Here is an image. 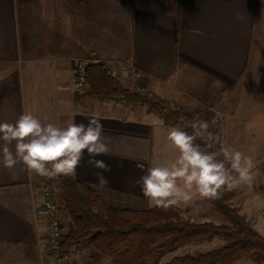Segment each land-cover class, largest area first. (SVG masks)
<instances>
[{"label":"crops","instance_id":"obj_1","mask_svg":"<svg viewBox=\"0 0 264 264\" xmlns=\"http://www.w3.org/2000/svg\"><path fill=\"white\" fill-rule=\"evenodd\" d=\"M79 63L118 71L124 87L138 84L188 115L207 114L220 143L264 167V0H0V122L24 112L61 126L99 118L111 154L96 158L111 165L109 184L93 186L99 170L87 154L75 179L114 209L156 208L137 185L144 173L136 163L176 157L172 126L146 107L78 100ZM59 177L50 180L67 234L74 224ZM44 182L23 164L0 162V264H112L77 243L50 252Z\"/></svg>","mask_w":264,"mask_h":264},{"label":"trees","instance_id":"obj_2","mask_svg":"<svg viewBox=\"0 0 264 264\" xmlns=\"http://www.w3.org/2000/svg\"><path fill=\"white\" fill-rule=\"evenodd\" d=\"M82 72V94L77 95L78 100L87 98L116 101L124 106L144 105L162 117L166 125L180 126V112L168 111L167 101L123 87L102 64H85ZM195 142L205 148L202 143ZM57 180L61 185L64 208L74 224V230L63 236L56 250L59 253L87 240L83 249L96 251L91 258L107 256L112 264H159L165 254L187 243L214 239L224 240L227 244L206 254L177 257L169 264H233L240 257L264 253V237L230 206L225 186L218 198L208 199L227 222V225H216L185 220L184 211L177 207L117 210L75 177L61 176Z\"/></svg>","mask_w":264,"mask_h":264},{"label":"clouds","instance_id":"obj_3","mask_svg":"<svg viewBox=\"0 0 264 264\" xmlns=\"http://www.w3.org/2000/svg\"><path fill=\"white\" fill-rule=\"evenodd\" d=\"M191 127L192 134L180 126L169 129L167 140L178 153L172 161L154 162L146 169L143 163H136L144 173L137 185L149 207L187 206L197 198H218L224 186L232 188L240 182L252 183L254 163L250 157L226 141L220 143L218 152L202 148L195 142L198 137L207 135L209 141H218V138L208 132L206 121L195 122ZM103 136L104 125L96 117L89 118L87 124L72 121L61 126L45 123L31 112H24L14 123L0 122V162L10 170L23 164L30 174L44 178H74L87 154V164L99 170L93 186L103 188L109 184L105 173L112 171L111 165L96 158L111 154ZM117 166L122 168L123 161Z\"/></svg>","mask_w":264,"mask_h":264},{"label":"rangeland","instance_id":"obj_4","mask_svg":"<svg viewBox=\"0 0 264 264\" xmlns=\"http://www.w3.org/2000/svg\"><path fill=\"white\" fill-rule=\"evenodd\" d=\"M82 74L83 72L79 70L77 71L76 78L78 81V89H79L78 95L82 94L80 90L81 89L80 77ZM108 74L111 77L116 78L120 85H122L123 87L126 86L120 81L122 77V73L116 71L115 75H113L112 72H108ZM131 85H134L133 91H138V92L140 91L141 93L154 99V97L150 96L146 92L147 90L142 89L143 88L142 86L137 87L138 84L135 85V83H131ZM106 102H112L115 104H119L116 101H106ZM127 107H133V108L143 107L144 108L146 106L135 105V106H127ZM168 111L180 112L178 123L181 126V128L187 131L189 134H192L194 132V129L191 127L193 123L198 122V121H206L209 123L208 132L212 133V135L216 137L215 133L218 132L217 124L215 122H212L211 119L207 118L208 117L207 114H202L201 116L199 115V116L194 117L192 115L186 114L183 108L172 106L170 103L168 106ZM217 138H218V141H209L207 139V135H205L203 137H198L196 141L198 143H202L205 146L206 150L218 152L219 147H220V141H219V137ZM220 158L222 159V157ZM233 175H236V174L233 173ZM251 175L253 177L251 184H248L247 182H240L239 184L235 185L232 188H228L227 186H225L224 192L228 196V202L230 206L234 208L235 210H237L239 215L243 216L246 219V221L250 223L252 228L256 230L261 236L264 237V167L253 168L251 170ZM59 205L60 203L58 202V208H59ZM183 219L189 220L195 223H201V224L202 223H213L216 225H227L226 220L217 212L214 204L208 199H206L205 203L200 204L199 206L191 210L184 211ZM60 225H61V222H60ZM61 228H62V225H61ZM64 235L66 234L62 232V238ZM86 241H81L80 243H77V244L80 245V247H84L86 244ZM226 244L227 242L221 239H214L212 241H207V240L193 241V242L185 244L184 246L180 247L179 249L173 252L165 254L160 259L159 264H169L177 257H182L185 255L198 256L201 254H206L210 251L219 249L225 246ZM52 251L54 250L50 248V252ZM88 251L92 253L91 256L96 254V251L93 249H90V250L88 249ZM100 257H107V256L101 255ZM233 264H264V253L240 257L237 260H235Z\"/></svg>","mask_w":264,"mask_h":264},{"label":"built area","instance_id":"obj_5","mask_svg":"<svg viewBox=\"0 0 264 264\" xmlns=\"http://www.w3.org/2000/svg\"><path fill=\"white\" fill-rule=\"evenodd\" d=\"M84 67H85L84 64L79 63L78 70L82 72L84 70ZM108 72L116 73V71H108ZM43 190L45 193V201L43 203V206L50 217V229H49L50 248H52L53 250H57L59 248V244L62 239V228L60 225V221L57 217L58 201L53 193V188L51 185L50 178H45Z\"/></svg>","mask_w":264,"mask_h":264}]
</instances>
